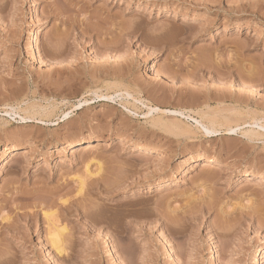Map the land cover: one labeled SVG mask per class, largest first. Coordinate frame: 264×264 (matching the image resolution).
<instances>
[{
	"label": "rangeland",
	"instance_id": "rangeland-1",
	"mask_svg": "<svg viewBox=\"0 0 264 264\" xmlns=\"http://www.w3.org/2000/svg\"><path fill=\"white\" fill-rule=\"evenodd\" d=\"M203 113L264 124V0H0V264H264V138Z\"/></svg>",
	"mask_w": 264,
	"mask_h": 264
},
{
	"label": "bare ground",
	"instance_id": "bare-ground-1",
	"mask_svg": "<svg viewBox=\"0 0 264 264\" xmlns=\"http://www.w3.org/2000/svg\"><path fill=\"white\" fill-rule=\"evenodd\" d=\"M39 56H40V58L43 57V55H41V53H39ZM160 75H162V74L160 73ZM162 76H164V75H162ZM165 77L166 76H164V78ZM131 94L132 93H130V92L129 93L123 92V93H120L119 94V97L132 98L134 100V104L130 103L129 101H126L127 103L126 102L125 103L128 104V105H133V107H134V106H136L135 103L136 102H139V101L137 100V98H134ZM100 97L112 99V97H109V95L108 96L101 95V96H99V98ZM87 102L88 101H85L80 106L86 105ZM149 110H152V111L155 110V111H158L159 112V109H157V108L154 109L153 107L152 108H149ZM160 112H161V115H163V116L158 117L157 120L155 119V121L153 122V124L155 123V126H158V127L160 126L165 131L170 132V134L171 133H174V134L177 133V134H179V133H182V132L185 131V127H183L182 125L177 124L176 122L171 123L170 121L164 120V115L169 114L170 112H168V111H161V110H160ZM174 114H175V116L177 114L180 115L181 117L184 116V112L183 111L182 112L181 111L180 112H174L173 115ZM65 116H68V115H65ZM31 117L23 118V119L21 118V119L25 121L26 119H30ZM230 118H228V117L227 118L220 117L217 114L215 115V114H210V113H205V114L203 113V115L201 116V120L200 121H196V123H197V129L199 131H201L202 133L206 134V135H216L217 133H219L221 131H225L227 134H237L239 131L240 132L242 131V135L244 137L246 136L247 138H250V139H254V138H264V133L262 132V130H264V124L262 122H260L259 120H254V121L251 120L253 122H250V123H248V122L245 121L246 123H244V125L245 126L246 125H250L251 126L250 127L251 129L244 131V130L235 129L234 127H232V123H233L232 121H233V119L230 120ZM237 122H239V120ZM255 127H257L258 129H256ZM188 128L186 129V132H189L188 131ZM78 146H81V147H78L79 148L78 151L83 152V151H87L89 149H92L95 146H99V144L97 143V145H91V143H86L84 145H81V143H80V145H78ZM135 149H136V152H140V153H144V152H158L154 147L149 146V145H146V144H144V145H138L137 147H135ZM16 152H19V151H16ZM160 153L163 156L165 154V152H163V151H160ZM17 155H19V153ZM219 162H220V160L217 157H211L207 161L202 162L199 166H201L203 168H211L214 164L219 163ZM195 163L198 164V162H195ZM222 166H225V165L223 164ZM87 171H89V170H87ZM88 174L90 175V173H88ZM248 178H249L250 181L253 180V179H251L250 176ZM83 185H84V181L82 182V186ZM81 192H83L82 189H81ZM48 216L50 217V214ZM46 217H47V214H46ZM54 227L56 228V226H54ZM51 229L49 231V245L52 247V249L55 252H57L58 254H61V253H63L65 251V248H64L65 246H64V243H63L64 241H62L63 238H61V237H62L63 233L66 232V228L65 227H63V228H60L59 227L60 230L58 228H56L55 230H53L54 228L52 230ZM164 242H165V245L168 248V250L166 252L167 255L170 256V258L172 260H176L177 254H176V250H175L174 245L170 241H168V240H165ZM214 247L216 248V246H214ZM110 254H112V255L116 254L118 257H120V255H119L118 252H110ZM257 254H258V257H261L262 259H264V248H261L260 252L257 251L256 252V255ZM256 257H253L254 258V261H255V259L257 260ZM211 258L213 259V261H216L218 259V252L216 250H212V252H211Z\"/></svg>",
	"mask_w": 264,
	"mask_h": 264
}]
</instances>
